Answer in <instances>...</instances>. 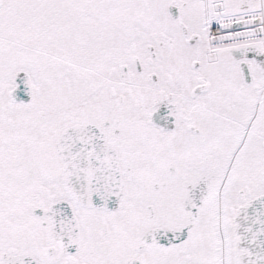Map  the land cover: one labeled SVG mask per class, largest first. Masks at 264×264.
Segmentation results:
<instances>
[{"label": "snow or ice", "instance_id": "obj_1", "mask_svg": "<svg viewBox=\"0 0 264 264\" xmlns=\"http://www.w3.org/2000/svg\"><path fill=\"white\" fill-rule=\"evenodd\" d=\"M0 264H264V0H0Z\"/></svg>", "mask_w": 264, "mask_h": 264}]
</instances>
